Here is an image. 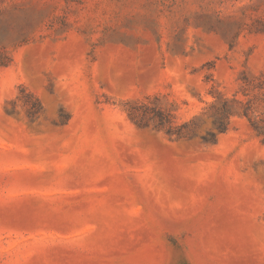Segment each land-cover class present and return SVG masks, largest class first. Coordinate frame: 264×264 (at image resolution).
Returning a JSON list of instances; mask_svg holds the SVG:
<instances>
[{"label":"rangeland","instance_id":"rangeland-1","mask_svg":"<svg viewBox=\"0 0 264 264\" xmlns=\"http://www.w3.org/2000/svg\"><path fill=\"white\" fill-rule=\"evenodd\" d=\"M262 79L264 0H0V264H264Z\"/></svg>","mask_w":264,"mask_h":264},{"label":"trees","instance_id":"trees-1","mask_svg":"<svg viewBox=\"0 0 264 264\" xmlns=\"http://www.w3.org/2000/svg\"><path fill=\"white\" fill-rule=\"evenodd\" d=\"M256 87L260 91V93L258 94V103H261V108L258 109V115L254 113L252 101H248L245 107H243L240 112L239 110L233 108V106L230 105L229 101H224L222 108L218 112V116H216L215 120L213 121L216 129H218L219 132H225L227 130L230 116L232 115V113L237 112L247 118L250 126L254 129L255 134L261 139V142L264 144V79L260 80ZM30 105L31 106L29 109V114L30 116H33L40 110L41 104L36 98L35 102L31 103ZM155 119L156 126L166 129V133L168 135L172 136L175 133H178L172 123V119L170 118V116L164 114L161 110H158ZM208 134L215 141L214 132H209Z\"/></svg>","mask_w":264,"mask_h":264}]
</instances>
